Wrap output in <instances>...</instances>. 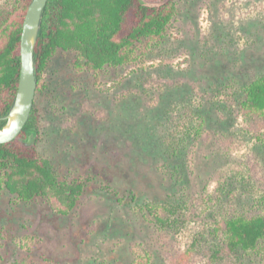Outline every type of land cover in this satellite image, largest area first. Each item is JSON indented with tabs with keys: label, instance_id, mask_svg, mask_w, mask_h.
Returning a JSON list of instances; mask_svg holds the SVG:
<instances>
[{
	"label": "rangeland",
	"instance_id": "obj_1",
	"mask_svg": "<svg viewBox=\"0 0 264 264\" xmlns=\"http://www.w3.org/2000/svg\"><path fill=\"white\" fill-rule=\"evenodd\" d=\"M73 57L54 52L34 105L41 151L88 185L67 215L0 185V264H132L137 254L150 264H264L217 254L213 231L217 219L258 210L264 127L257 139L212 111L232 99L221 84L264 73V0H178L166 38L133 63L76 73ZM186 97L209 107L208 120L185 154L170 156L164 118ZM149 201L181 205L178 223L144 222L133 206Z\"/></svg>",
	"mask_w": 264,
	"mask_h": 264
},
{
	"label": "trees",
	"instance_id": "obj_2",
	"mask_svg": "<svg viewBox=\"0 0 264 264\" xmlns=\"http://www.w3.org/2000/svg\"><path fill=\"white\" fill-rule=\"evenodd\" d=\"M32 0H6L0 6V130L15 100L21 70V33ZM178 0H48L41 19L34 59L38 86L47 63L57 49L73 54L76 73L96 74L105 68L133 63L166 38L177 15ZM220 88L230 90V100L216 103L218 121L229 125L241 120L243 130L263 139L264 73L246 81L230 80ZM171 103V102H170ZM35 104V101H34ZM196 98L177 99L164 118L162 144L166 154L183 155L204 133L209 107ZM29 133L35 140L26 144ZM0 185L25 204L42 200L57 213L67 215L88 185L79 177L58 173L39 147V113L34 105L17 138L0 143ZM133 199V198H132ZM184 208V207H182ZM181 205L145 202L133 210L144 222L159 229L178 223ZM219 239L216 253L233 257L238 252L264 258V196L255 212H238L215 220ZM22 264V263H20ZM132 264H150L149 255H134Z\"/></svg>",
	"mask_w": 264,
	"mask_h": 264
},
{
	"label": "water",
	"instance_id": "obj_3",
	"mask_svg": "<svg viewBox=\"0 0 264 264\" xmlns=\"http://www.w3.org/2000/svg\"><path fill=\"white\" fill-rule=\"evenodd\" d=\"M47 2L48 0H32L27 9L21 33L19 83L13 105L5 116L7 122L0 130V143L10 142L19 136L34 107L38 86L34 51Z\"/></svg>",
	"mask_w": 264,
	"mask_h": 264
}]
</instances>
